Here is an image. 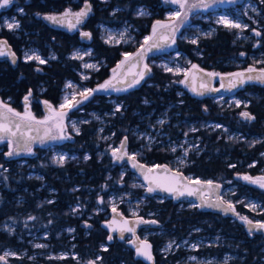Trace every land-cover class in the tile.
Instances as JSON below:
<instances>
[{"label": "trees", "instance_id": "trees-1", "mask_svg": "<svg viewBox=\"0 0 264 264\" xmlns=\"http://www.w3.org/2000/svg\"><path fill=\"white\" fill-rule=\"evenodd\" d=\"M109 4L110 8H105L103 11L102 23L111 27H121L128 23L140 25V22L133 17V4L119 3L121 9L115 14L111 12L113 3ZM8 14L14 13L10 11ZM27 15L29 18L18 16L21 28L18 32L11 33L1 27L2 13H0V38L9 40L17 50L19 46L41 48L37 47L39 37L37 27L34 25L37 21L29 6ZM262 15L264 16V6ZM233 40V35L227 30H219L216 35L204 38L198 44L191 45L182 41L179 51L185 53L192 62L198 63L203 70L231 73L233 69L231 60L238 57L241 52L249 51L247 47L233 46ZM53 47L61 50L55 44ZM120 50L118 48L109 50L105 58L100 57L107 67L93 76L94 80L90 85L94 84L95 80L107 79V70L114 67L120 59L118 54ZM65 55L59 53L61 60L44 67L42 75L34 70V63L27 65L20 63L17 67H13L10 62L0 61V95L6 100L12 98L17 100L31 89L41 86L45 88L44 97L47 100L59 103L65 82L79 80L76 73L80 70L79 62L65 58ZM21 74L26 76L20 80ZM19 89L21 93L13 97V92ZM249 92L258 93L259 96L253 100V105L249 108L255 119L250 122L243 121L241 126L233 128L230 125L234 124L230 112L224 113L210 100L192 95L185 86L177 85L176 78L171 74L163 70H154L151 85L140 82L138 86L128 90V93L117 96V102L122 103V108L115 116L106 117L107 123L103 132L106 135L113 134L112 140L115 144L125 142L128 147V144L133 142V129H142L144 127L143 122L140 121L142 116L152 112L162 114L169 109L171 119L164 124L163 129L173 140L184 136L186 124L196 121L207 122L211 116L218 122L231 126L238 132L241 131L245 139L240 142L228 141L226 135H222L220 131L208 132L202 129L196 131L192 136L199 139L201 154H191L189 156L191 164L183 172L186 175L192 174L197 179L221 184L222 189L226 187L227 182L233 181L238 190L233 197L235 201L247 196L260 201L264 209V189L238 179L239 175L255 176L264 171V141L250 145L254 137H264V89L252 87L247 90L248 94ZM107 100L103 94H97L83 107L85 113H73L71 116L87 117L89 112L98 110L101 113H109L112 105ZM206 109L208 113L205 114ZM98 129L99 124L95 121L83 124L74 142L59 146L77 157L67 164L54 166L51 149L38 147L35 151L26 152L9 162L7 168L0 169V226L6 221L17 226V236H10L9 233L0 230V253L7 248L26 249L25 244L17 243L18 236L27 238L28 233L48 232L46 252L72 250L79 258L78 261L68 258L61 263L51 261L48 264H89L94 259H98L96 261L98 264H146L135 258L126 242L116 237L109 241V233L103 228L104 221L109 219L107 216L110 208L107 200L113 190L119 189L145 196L146 202L139 215L160 222L158 229L141 230V236L144 231L159 229H164L170 237L178 241L190 237L220 236L222 242L213 247L210 253L219 257L229 253L235 258L228 262L213 264L264 262V235L249 234L247 225L239 219V216H247L253 222L257 221L256 218L264 222V212L256 214L244 205L237 204L235 211L239 216H231L223 212L202 209L197 205L188 207L185 201L176 203L172 199L157 195L150 197L145 194L146 188L133 191L129 185L122 187L121 183L135 173L129 168L127 176L120 182L123 165L128 167L129 165L127 163L119 165L114 162L108 152V143L98 138ZM86 156L88 159L85 161ZM170 159L171 155L168 151H159L157 148L148 151L146 157L149 166L167 164L171 167ZM3 160V152H0V163ZM25 160V164L19 163ZM32 172L38 173L42 179L29 178ZM50 190L55 192L53 194L55 200L40 206L39 202L48 197ZM19 195L25 200L23 206L16 205V197ZM99 200L103 202L99 203ZM97 203L103 212H95ZM74 205L81 208L80 212L75 214L72 212L71 207ZM120 209L124 215H129L126 206H121ZM86 221L91 224V228L85 226ZM68 228H73L72 236L67 235L65 230ZM147 239L153 248L156 264H185L181 258L184 256L182 251L166 256L160 254V247L166 242V236L149 235ZM104 244L107 245V251L102 249ZM10 261L12 264H30L26 259Z\"/></svg>", "mask_w": 264, "mask_h": 264}, {"label": "rangeland", "instance_id": "rangeland-1", "mask_svg": "<svg viewBox=\"0 0 264 264\" xmlns=\"http://www.w3.org/2000/svg\"><path fill=\"white\" fill-rule=\"evenodd\" d=\"M25 1L26 0L24 1L12 0L11 4H15L18 6L17 8H15V12L17 13V15L15 14L2 15L1 16L2 17V25H1L2 28H5L8 31L9 29L6 26L7 23L18 22L20 25L18 14L23 15L24 13L23 8L22 6H20V4H23ZM99 1L104 3V2H108L109 0H99ZM262 5L264 6V0H256L255 2L253 0H246L244 4L245 10L243 9L237 10L236 11L237 13L234 12L233 16L230 15L225 10V8L221 9L220 7L219 8L217 7L215 9L213 8L211 12H207V13L201 14L200 12H197L194 15H192L189 23L184 24V26L181 27V29L179 30L180 34H178L177 38L175 39V43L174 44L172 43L171 47L172 46L180 47V43L182 41L185 42L186 44L192 45L193 43L190 42L192 39H196L197 43L195 44H198L204 38H211L214 35H216V33L219 30H224V29L227 30L231 35H233V39H235L234 41L237 42V46L245 47V44L250 41V37H249L250 35L247 34L246 32L247 28H244L243 30L235 29V28H227V27H224L222 24L217 23V20L220 17H224L235 23H240L242 26L246 25L245 20L247 19L255 23L258 20V17L263 18L262 14L259 11ZM168 10L169 11L166 13L164 18L154 19V23L152 27L150 28V34L147 36H144L140 40L136 39V35L134 33L135 28L129 23L121 27H118V26L111 27L108 25H105V26L101 25L100 34H101L102 43L104 45L107 44L110 46L121 45L122 50H123V52L121 53L120 60L117 61V63L115 64V67H112L107 70V79L103 81L95 80L94 84L90 85V82L94 80L93 76L96 75V73H99L103 69L106 68L105 64L102 61H99V60L95 61L92 59V57L94 56H92L93 54L90 49H85V48L76 49L74 53L71 55L73 60H74V56H76L77 54L80 57H82V58H75L77 59L80 65V70L76 72L79 80L78 81L77 80L75 81L67 80L65 82L64 87L62 89L63 93L59 100L60 101L59 105L57 109H55L54 111V114H53L54 117L53 116L52 117L58 119L55 115V112L62 111L63 113H66L63 119V124L67 125L66 131L72 133L73 136L74 135L78 136V134H80V133L77 134L75 129H78L80 132L81 126L83 124H86L91 121L97 122L99 124V129L97 131L98 138L101 139L103 142L108 143V146H107L108 152L110 153L113 159L115 158L112 154L113 151L114 150L118 151L121 147V144H118V145L115 144V142H113L112 140L113 134L106 135L103 132V130H104V126L107 123L106 117L115 116L116 112H118L117 108H119V111L122 108V103L117 102L118 100L117 96L128 93V91L126 90L114 91V90H110L109 88H107V90H104L101 88V86L105 85L107 82L114 79L118 75V73L121 71V69L123 68V65L130 58H132L135 55V53L138 52L139 50L138 47L144 44V41L146 40V38L153 36V27L154 25H156L157 21H160L161 23H168V24H173L175 22L173 20H170L169 17L171 16L173 12L177 11L178 9L169 8ZM145 13L147 14V12ZM236 16H239L241 19L238 20V17ZM244 18L245 20H243ZM197 20H201V23H203L202 26H199L193 23ZM20 28L21 27L17 29L9 30V31L11 33H16L19 31ZM209 33H211V35H208ZM256 45H254V48L256 47ZM24 49L25 50L23 52V60L25 62L27 63L34 62L36 64L42 65L41 63H39L38 61L34 59L33 60L25 59L26 54L27 55H39L41 59H43V56L40 55L37 48L30 46V47H25ZM241 53L244 54L245 52H241ZM52 56L55 57V55H52ZM125 56H128L127 60H125ZM259 56L260 58L258 60L255 59L256 60L255 62L257 64H254V66L256 67L259 64L260 65L264 64V54H259ZM86 64L94 65V67L87 68L85 67ZM144 65H147V67L151 70L150 76L149 77L144 76V78L141 80L145 84L151 85V78L153 76L154 70H163L166 73L171 74V76L175 77L177 85L181 87L185 86L183 85L184 81L188 77L189 72L193 69L192 66L196 65L200 67L198 63L192 62L188 58V56L185 53L180 52L179 49L177 51L160 50V52H158L157 54L150 56V58L145 62ZM231 65L233 66V64ZM168 68H171L172 71H168L167 70ZM139 83H140V80H139ZM139 83H134L133 86L129 88H135L136 86H138ZM69 84H71L73 87H68ZM86 89H91L93 91L91 92V94L88 96L87 99H84L80 95V93L85 91ZM97 94H103L106 97V99H108L107 102L112 104L113 109H111L109 113H101L98 110V111L89 112V115H87V117L71 116L73 113H78V114L85 113L86 111H84L83 107L78 108L76 106L82 103H87L88 101L94 99ZM73 96H75L74 100L72 99ZM66 98H67V101H66ZM0 100H3L7 103V101L4 100L1 97V95H0ZM236 101L240 102V100H233V99L227 102L231 103L232 105L238 108L239 106H241V104L239 103V106H237ZM211 102L214 105H218V106H222V105H225V103H227L225 102L224 99H221L218 97H216L215 99H212ZM66 103L69 106L61 109V105L66 104ZM242 106H246V105H242ZM10 107L13 108L12 106ZM15 111H18V110H15ZM18 112L23 114L24 109ZM170 119H171V115L169 114V109L163 111L162 114L160 113L155 114L152 112L149 115L142 116L140 121L143 122L144 127H142V129L140 128L133 129V132H132L133 142L128 144V147L125 149L126 152L130 153L132 156L136 157V159L138 158L142 160L143 163L147 164L148 162L146 161V157H147L148 151H152V149L154 148H157V150L163 151V152L168 151L171 155V159H170L171 168L175 171L183 172V170L187 168L188 165L191 164L189 160V156L195 153L201 154V151L199 150V139L192 136L193 133H196V131L202 129L208 132L220 131L222 135L225 134L227 138L232 137L227 133V130L223 126L211 124L209 121L207 122L206 121H202V122L196 121V123L190 122L189 124H186V132L184 136L179 139L173 140L170 138L169 134L165 132L163 129L164 124L168 123ZM150 120L152 121L150 122ZM235 139H238V137ZM262 141H264V137H261V138L254 137L251 140L250 145H254ZM132 144L134 146H132ZM0 146L2 147V143H0ZM50 149L52 153L51 155L52 164L54 166L67 164L69 161L77 159L76 155L71 154L70 152H66L65 150L61 149V147L57 145L52 146ZM173 149H175V151H173ZM61 156L64 157L63 161H59L58 159ZM87 159L88 157L86 156L84 160L86 161ZM25 162L26 160L19 161L20 164H25ZM128 170H129V167L127 165H123V168L121 170L122 177H121L120 182H122L123 178L127 176L126 173ZM188 176L190 177V179H194V180L201 179V178L197 179L192 174H189ZM243 176H250V175L248 174H245L242 176L239 175L238 179L243 180L242 179ZM250 177L252 178L264 177V171L258 175H255V176L252 175ZM29 178L42 179L38 173L35 174L34 172L29 174ZM123 185H129L130 189L133 191L136 189H140V188H143V189L146 188V185H144L141 182L137 174H134V176L129 177L127 181H124L123 183H121L122 187ZM252 185H255L261 188L258 184H252ZM261 189H264V188H261ZM222 191L223 192L221 195V199L223 202L231 203L232 205H234V207L237 204L244 205V207H246L249 211L256 213V214H260L264 212L261 202L256 199L243 196V198L241 199L239 198L238 200L235 201L233 197L237 194L238 190L236 189V185L233 181L227 182L226 187ZM48 193H49L48 197L44 199L43 201L39 202L40 206L43 204L51 203L53 200H55L53 197V194L55 192L53 190H50ZM23 199H24L23 196L21 195L17 196L16 197L17 201L15 200L16 205L23 206V203L25 202V200ZM98 202L100 203L101 201L99 200ZM145 202H146V197L139 195L136 192L132 193L131 191H127V190L122 191L119 189L113 190V192L110 194V198L107 200V205L110 208V212L108 216H110V214L113 212V208L121 211L120 209L121 206H126V208H128L129 217L140 216L139 215L140 211L142 210V207L144 206ZM185 202L187 203L188 207L197 205V203L195 202H190V201H185ZM97 204L95 207L96 208L95 212H103L100 205L99 204L97 205ZM251 205L256 206L254 210L251 208ZM71 209L74 214L77 212H80L81 210V208H79L77 205L72 206ZM108 216L107 218H109ZM255 220H257V222H263L257 218ZM87 222L88 221H86V223ZM0 230L4 233H9L10 236H13V235L17 236V226L12 222L6 221V223L0 226ZM65 231L67 235L69 236H72L74 232L73 228H68ZM158 234L161 236L164 235L167 237L166 242L160 247V251H159L160 254L166 256L170 253L175 254V253H179L180 251H182L184 253V256L181 258L185 264H213L216 262L224 263V262H228L235 258L234 255L229 254V253H225L223 257L212 255L210 253L213 247L218 246V244L222 242L220 236L190 237V238L178 241L175 238L170 237L164 229H159L158 231L147 230L142 233V236L143 238L147 239L149 235H158ZM48 239H49L48 232L28 233L27 238H22L18 236L17 243H23L26 245L27 248L26 249L18 248V250L12 249V248L5 249L3 251V254L4 255L8 254L6 256V258L8 259L7 264H12L10 260H13V259H17V260L26 259L30 264H48V262H51V261L61 263L62 260L68 259V258H72L77 261L79 260L76 253L73 252L72 250H61L58 252H52V251L46 252L45 250H47L48 248V242H47ZM37 244L45 245V247L37 248L35 247V245ZM169 244H172L171 249H168ZM193 245H195V247H193ZM106 247L107 245L104 244L102 249ZM95 260L97 261L98 259H95ZM261 264H264V262H262Z\"/></svg>", "mask_w": 264, "mask_h": 264}, {"label": "flooded vegetation", "instance_id": "flooded-vegetation-1", "mask_svg": "<svg viewBox=\"0 0 264 264\" xmlns=\"http://www.w3.org/2000/svg\"><path fill=\"white\" fill-rule=\"evenodd\" d=\"M253 1L255 2L256 0H253ZM122 2H129L130 4H133V7H132V11L134 14L133 17L136 21L140 22V25L139 24L135 25L134 23L131 24L135 28L134 33L136 35L137 40H140L144 36H147L150 34V28L152 27V25L154 23V19L164 18L166 13L169 11L168 10L169 8L178 9V5L171 3L170 0H109L108 2H104V3L100 2L99 0H27L23 4H20V6H22V8H23L24 13H23V15L18 14V16H24V17L29 18V16L27 15L28 6L31 7V9L33 10L34 16H35L36 21H37V22H35L34 25H35V27H37L36 28L37 29V35L39 37L38 43H37L39 46H37V47H41V48H37V49H38L40 55H42L43 59H45V61H46L45 64H42V65L31 62V63H34V70H36L37 73L42 75L44 73V69H43L44 67L51 66L53 64V62H57V61L61 60V58L59 57V53H61V52L65 53L66 54L65 58L73 60L71 55L74 53V51L76 49H80V48L90 49L92 54H93L92 56H94V57H92V59L95 61L96 60L102 61L105 64V61L100 59V57L104 56L103 58H105L106 55L109 54V50L113 51V50H116L117 48L120 50L122 48V46L121 45L110 46L107 44L104 45L102 43L101 34H100V27H101V25H104V26L107 25V24H104L101 22V19L104 17L103 11L105 8H110L109 3H113V7H112L111 12H113L115 14V12L117 10L121 9V6L119 5V3H122ZM245 2H246V0H235L234 3H231V2H228V0H224V2H222V3H220V2L214 3L213 6L211 8H208L207 10H204V9L194 10L191 13V15L189 16L187 23H189L192 15H194L195 13L200 12L202 14V13L211 12L213 8L215 9L217 7L218 8L220 7L221 9L225 8V10L230 15L233 16V13L234 12L237 13L236 12L237 10H242V9L245 10V6H244ZM85 5H90L91 11L84 18L82 23L77 24L76 22H74L72 24L73 26L70 28L69 27L60 28V27H56V26H52V25L50 26L44 20V17L47 15L62 16L63 13L68 11V10H70L72 13L80 12V11L85 9ZM11 6L12 7L10 9H8L6 12H2V15H7L10 11H13V13L15 15H17V13L15 12V8H17L18 6L15 4H12ZM141 9H143L144 12H147V14L140 15L139 13H140ZM262 9H263V5L259 9L261 14H262ZM180 11L183 12L182 9H180ZM236 17H238V20L241 19L239 16H236ZM182 20H183V16H181L180 21H175L173 24L180 23ZM243 20H245V18ZM245 21H246L245 26H247V27H245V28H247L246 32H247V34L250 35L249 36L250 41L245 44V47H247V49H249V51H248L249 54L245 52L244 55H239L238 57L232 59L233 69H232L231 73L215 72V73H218L219 75L214 77L211 84L207 85L205 95L204 94L203 95H196L195 94L197 97L208 99L210 101L212 99H215L216 97L224 99L225 102H227L229 100L231 101L232 99L233 100H240L241 106H239L238 108L229 102L225 103V105L219 106V108H221L222 112H224V113L230 112L231 113V115H232L231 121H234V124L233 125L230 124V125L233 126V128L237 127V126L239 127V126H241L243 121H247L242 117L241 113L246 111V112H249L250 114H252L251 110L249 108H251V106L253 105V100L256 99L257 97H259L258 93L256 94V93L249 92V94H248L247 90L252 88V87L258 88L259 90L264 89V83H262L260 81H256V80L247 81L242 85L237 84V86L234 88L228 87L229 82H228L226 77H231L230 74L236 73V72H246V70L249 67H254L257 69V73H254L253 75H256V74H258L259 70H261L262 68L264 69V64H261V65L259 64L257 67L254 66V64H257L255 61L260 58L259 54H264V16H263V18L258 17V20L255 23H253L249 19H247ZM187 23H185V24H187ZM193 23L197 24L199 26H202V24H203V23H201V20H197ZM180 29H181V27L178 29V32L175 35V39L177 38L178 34H180V31H179ZM257 31L260 32L261 35H259V36L255 35V32H257ZM85 32L90 33L91 36L90 37L83 36V33H85ZM234 40L232 42V45L236 47L237 42ZM54 44L56 46H58L61 50H56V48L53 47ZM145 45H147V44L140 45V47H138V49H139L138 52ZM254 45H256L255 48H254ZM170 47L166 48V49H161V50L172 51L171 49L174 46H172L171 49H170ZM259 47H261V49H259ZM12 48H13V46H12ZM24 48H25L24 46H19L18 50L15 47L13 49H15L16 53L18 54V57L20 60L19 64L20 63L23 65L31 64V63H27L23 60V52L25 50ZM178 49H179V46L177 47V50ZM122 52H123V50H120V52L118 53L120 58H121ZM158 52H160V51H158ZM158 52H155V53L151 54L150 56H153V55L157 54ZM52 55H55V57ZM150 56L145 60V62L150 58ZM74 60L77 61V59H75V58H74ZM145 62H144V64H145ZM105 67H107V65H105ZM114 67H115V65H114ZM38 68L40 70H37ZM145 69L146 68L144 65L141 72H144ZM195 69L200 70L202 72H204V71L208 72V73L210 72V71H207L205 69L203 70L202 68H200L198 66ZM114 71H116V70H114ZM192 71H193V69L189 72V75L186 78V80L189 78ZM212 72H214V71H212ZM150 73H151V70H150ZM25 76H26L25 74H21L20 80L25 78ZM149 76H150V74H149ZM221 77H225V78L223 80H221ZM139 80H140V82H142L141 81L142 79H139ZM185 81H184L183 85H185V87L190 91V89L186 86ZM222 84H223V87H221ZM109 89L116 91V89H112V88H109ZM119 89L128 91L131 88L126 87V88H119ZM210 89H213V90H210ZM20 91H21V89L13 92L14 93L13 97H16L15 95L20 94L21 93ZM30 91H31V96H29V98H28L27 108L31 112V114L34 115L36 117V119H38V120H44L46 117H49V116L52 117L54 112L50 111L49 106H51V109L55 110V109H57L59 103L49 101L44 97V93H45L44 87L42 88L41 86H37L35 89H31ZM28 93H29V91H28ZM28 93H26L25 95H23L22 98H19L17 100H15L14 98L9 99V100L8 99L7 100L4 99V100H6L7 104L12 106L15 110L22 111L24 109V111H25L26 104H25L24 97L28 96ZM190 93L192 95H194L191 91H190ZM45 101H47V104L44 103ZM85 104L86 103H82L76 107H78V108L84 107ZM242 105H246V106H242ZM206 113H208L207 109L205 110V114ZM53 117H52V119L49 120L47 125L52 127L54 135H60L61 134L60 130L56 127L58 119L53 118ZM207 121H209L211 124L223 126L227 130V133L230 136H232L231 138H227V136H226V139L228 141L231 140V141L240 142V140L245 139V137H243L241 135L242 134L241 131L238 132V131L232 129L231 126H227L226 124H224L222 122H218L217 120L211 118V116L209 117V120H207ZM250 121H248V122H250ZM66 128H67V125L63 124V133L62 134L67 136L68 137L67 139H59V141L54 145H48L47 140L42 141L38 144H35L32 147V151H35V149L38 147L51 148L52 146H56V145L57 146L66 145L67 142H74L76 136L75 135L73 136L72 133L66 131ZM237 137H238V139H235ZM123 143L125 144V142H123ZM14 146H15L14 142H12V144L10 145L8 140H5L2 143V147L0 146V148H1L0 152H3V158H4L3 162L0 163V169L7 168L8 167L7 164L9 162L14 161V159H16V158H19V157H15V156L10 157L9 159L6 158L7 153L10 150H13L15 148ZM126 148H127V145L125 144V149ZM140 233H141V231H140ZM114 237H116V236H113V238ZM124 242H126L128 245V239H126V241H124ZM132 251H133V254L136 258V253L134 252L133 249H132ZM1 253H3V252H1Z\"/></svg>", "mask_w": 264, "mask_h": 264}, {"label": "water", "instance_id": "water-1", "mask_svg": "<svg viewBox=\"0 0 264 264\" xmlns=\"http://www.w3.org/2000/svg\"><path fill=\"white\" fill-rule=\"evenodd\" d=\"M10 4L8 7L0 9V13L6 12L8 9H10L12 6ZM59 17V16H58ZM46 23H48L50 26H56V27H69V24L71 25L75 22V17L74 16H69L65 18V21L63 23H57L53 24L52 22L44 19ZM84 18H82L83 22ZM81 22V23H82ZM178 32V31H177ZM176 32V34H177ZM175 34V35H176ZM162 36H168L171 37V33L169 30L161 28L157 33L152 37V40L148 42L147 45L143 47V59L140 57H137L136 55L129 59L124 65L121 71L118 73L116 78L111 80V84L109 85L108 88L112 89H119V88H126L129 87L130 84H133L134 81H136L139 78V73L143 69V64L145 60L153 53L160 51L161 49H166L171 46V40H165L162 39ZM0 41H6L8 49H10L11 53L15 54L16 62H12V57L11 55H5V56H0V61H7L11 62V64L16 67L19 64V57L18 54L16 53L15 49L12 48V45L7 39L0 38ZM153 45H158L153 47ZM151 47V50L149 51L148 49ZM172 51H177V47L174 46L171 49ZM141 51V50H140ZM139 51V52H140ZM39 69V68H38ZM147 69L144 70V76H149L150 71ZM40 70V69H39ZM208 72H202L197 69H193L191 72V75L189 78L185 81L186 86L190 89V91L195 95H200L198 93H203L204 95L206 94V89L207 87L201 88L200 85L203 83L205 85L211 84L212 80L214 77H209L206 75ZM228 82L233 79L232 77H226ZM252 115V114H251ZM253 116V115H252ZM10 119L11 116H10ZM247 120V119H245ZM250 121V120H247ZM50 129L49 133L47 136L44 135L45 130ZM23 134V135H22ZM52 136H55L53 134V129L49 125H38V124H33L31 128L25 127L23 124L21 125L20 131L17 132L16 137H10L12 142L15 144L14 149H18L20 154L16 155L14 154L11 157H21L26 153V151L23 149L24 144H31V148L35 145L41 142V138H43V141L47 140L48 145H54L56 144L59 139L53 140L51 139ZM30 138H35L30 139ZM19 141V143H17ZM126 153V154H125ZM117 156H121V159H116L114 158V162L122 165L124 162L129 165L130 170L132 173H135L139 176L141 182L146 185V192L150 197L153 196H161L163 198H169L172 199L174 202H182V201H190V202H195L197 203V206L202 209H207V210H212L215 212L219 213H225L223 208L226 206V202H223L221 199L222 195V185L217 184L213 181H211V186H209L208 182L209 181H204L202 179H199L201 182L200 184L193 183L195 181L194 179H190L188 175H186L182 171H175L173 170L169 165H155V166H149L146 163L140 162L138 159H130L132 155L128 152H126L125 147L124 149H120L116 151ZM6 158L9 159L10 156L6 155ZM135 165V166H134ZM140 166H143L141 168ZM151 169L152 171L149 172L148 170ZM167 169V170H165ZM145 174L149 177L148 180L145 179ZM151 181V186L154 187L156 190L154 192H148L147 188L150 184ZM219 185V187H217ZM160 186L164 187H169L172 189V191H163L161 190ZM188 190H192L193 194L188 195ZM181 192H184V195H180ZM220 205L219 207L213 206L209 207L208 205ZM227 215H235L230 209L227 212ZM237 216V215H235ZM116 220V224H113L112 221ZM128 221V224L126 227H133L135 229V235L128 231H123V236L124 239H120V228L125 227L123 224V221ZM156 221V223H142L141 221ZM257 223V221L253 222ZM259 223H264V222H259ZM85 226L88 228H91L90 223H85ZM160 227V222L154 218H148V217H143V216H135V217H129L124 215L120 210H117L112 212L110 214L109 219L104 221L103 223V228L106 229L109 233V235L116 236L117 239L120 241L124 242L126 239H128V246L134 250L136 253V245L133 244V241L136 240V244H139L140 241H145L147 244L151 245L150 241L148 239L143 238V236L140 235V231L143 229H158ZM112 228H117L118 230L116 232L112 231ZM247 230H248V225H247ZM252 233H259L264 235V230H254ZM139 238L137 240L136 238ZM150 254L152 256V260H147L143 256H138L136 254V259H140L146 264H156V259L155 255L153 252V248L151 246L150 248ZM0 256H5L3 253H0ZM95 264H98L96 260L94 259ZM8 259L6 258L5 260H0V264H7Z\"/></svg>", "mask_w": 264, "mask_h": 264}, {"label": "snow or ice", "instance_id": "snow-or-ice-1", "mask_svg": "<svg viewBox=\"0 0 264 264\" xmlns=\"http://www.w3.org/2000/svg\"><path fill=\"white\" fill-rule=\"evenodd\" d=\"M171 3L178 5V10L173 12L171 14V16L169 17L170 20L173 21H180L181 16H183V20L180 23H176V24H168V23H161L160 21L156 22V25H154L153 27V35L156 34V32L158 31V29L160 28H164L169 30V32L171 33V37L168 36H162V39L171 40V43H175V34L178 31V29L180 27H183L185 23H187L189 16L191 15V13L194 10H199V9H204L207 10L208 8H211L213 6L214 3L217 2H224V0H170ZM228 2L234 3L235 0H228ZM12 3V0H0V9L6 8L8 7L10 4ZM180 9L183 10V12L180 11ZM22 11V10H21ZM91 11V7L90 5H85V9L80 11V12H76V13H72L70 10L66 11L63 13L62 16H55V15H47L44 17V19L52 22L53 24H57V23H63L65 21V18L69 17V16H74L75 17V22L77 24L82 22V18H85L88 13ZM140 15H145L146 13L144 12L143 9L140 10ZM39 15V14H38ZM217 23L222 24L224 27L227 28H235V29H240L243 30L245 27L247 26H242L240 23H235L229 19H226L224 17H220L217 20ZM7 28L9 30H13V29H17L20 27L18 22H13V23H7ZM70 27H72L73 25H71V23L69 24ZM208 35H211V33H209ZM255 35L259 36L261 35L260 32H255ZM83 36L85 37H90L91 34L88 32L83 33ZM123 38V37H122ZM152 40V37H148L146 38V40L144 41V44H148V42ZM191 43L195 44L197 43L196 39H192L190 41ZM158 46V45H153V47ZM149 51L151 50V47L148 49ZM143 48L141 49L140 52H137L135 55L137 57H140L141 59H143ZM5 55H11L12 57V62L15 63L16 62V58H15V54L10 52V49H8L7 46V42L6 41H0V56H5ZM241 55H244L243 53H241ZM74 58H82L80 57L78 54L76 56H74ZM26 60H36L39 63L43 64L46 61L41 59V57L39 55H27L25 56ZM128 59V56H125V60ZM85 67L87 68H92L94 67V65L91 64H86ZM193 69H195L197 66L193 65L192 66ZM145 68L147 69V65H145ZM39 70V69H37ZM168 71H172L171 68L167 69ZM148 71H150V69H148ZM254 73H257V69L254 67H249L246 72H236V73H232L230 74L231 77H233V79H231L229 81V88H234L237 86V84H244L247 81H260L262 83H264V69L259 70L258 74L253 75ZM187 74V73H186ZM207 76L209 77H216L219 74L215 73V72H209L206 73ZM144 78V72L139 73V79H143ZM225 77H221V80H223ZM139 79H137L136 81H134V83H139ZM111 84V81L107 82L105 85H102L101 88L104 90H107V88L109 87V85ZM133 85L130 84L129 87H132ZM68 87H73L71 84L68 85ZM201 88H205L207 87V85L205 84H201L200 85ZM221 87H223V84L221 85ZM213 90V89H210ZM93 90L91 89H86L85 91L81 92L80 95L84 98L87 99L88 96L91 94ZM116 91H121V89H116ZM200 95H203V93H198ZM29 96H31V91H29L28 96L24 97L25 100V104H26V108L23 114H21L18 111H15L13 108H11L5 101L0 100V143H3L5 140H8L9 144H12V140L10 139V137H16L17 132L20 131L21 125L23 124L25 127L31 128L33 124H38V125H47L49 120L52 119L51 116L46 117L44 120H38L36 119V117L34 115L31 114V112L28 110L27 108V102H28V98ZM72 99H75V96L72 97ZM67 101V98H66ZM82 102V101H80ZM78 102V103H80ZM45 104H47V101L44 102ZM237 106H239V101H236ZM69 106L67 103L66 104H62L61 105V109H63L64 107ZM50 111L54 112L55 110L51 109V106H49ZM117 111H119V108H117ZM56 117L58 118V122L56 124V127L60 130V135H55L52 136L51 139L56 140V139H67L68 137L63 135V119L64 116L66 115V113L61 112H55ZM242 117L244 119L247 120H254L255 117L252 116L249 112H243L241 113ZM10 116L12 119H10ZM74 127V125H73ZM77 134L79 133L78 129H75ZM50 129H46L44 135L47 136L49 133ZM23 135V134H22ZM30 139H35V138H30ZM126 140V138H125ZM43 141V138H41V142ZM19 143V141L17 142ZM125 144L122 142L121 143V149H124ZM23 149L28 152L31 153L32 152V148H31V144H24L23 145ZM173 151H175V149H173ZM14 154L19 155L20 152L18 149H13L10 150L7 155L8 156H13ZM113 156L116 157V159H121V156H117L116 151H113ZM126 154V153H125ZM130 159H135L134 156L129 157ZM59 161H63L64 157L61 156L58 158ZM135 166V165H134ZM141 168H143V166H140ZM234 167V165H233ZM167 170V169H165ZM149 172H151L152 170L149 169ZM145 179L148 180L149 177L145 174ZM243 180L248 181L250 183L253 184H258L261 188H264V177H258V178H252L250 176H243L242 177ZM193 183L196 184H200L201 182L199 180H195L193 181ZM211 181L208 182L209 186H211ZM161 190L163 191H172L171 188L169 187H164V186H160ZM217 187H219V185H217ZM156 189L154 187L151 186V181L150 184L147 188L148 192H154ZM193 192L192 190H188V195H192ZM180 195H184V192H181ZM103 202V201H101ZM209 207H219L220 205H208ZM255 205H251V208L254 210L255 209ZM231 210L235 215H238V213H236L235 211V207L234 205H232L231 203H226V206L223 208V210L225 211V214H227L228 210ZM113 211L115 212L116 209L113 208ZM31 219H35V217H31ZM239 219L245 223L246 225H248V232L249 234H252V232L254 230H264V223H253L252 220H250L247 216H239ZM142 223H156V221H141ZM113 224H116V220L114 219L112 221ZM123 224L125 227L120 228V239H124L123 236V231H128L130 233H132L133 235H135V229L133 227H126L128 224V221H123ZM118 229L117 228H112L113 232H116ZM113 239V237L111 235L108 236V240L111 241ZM137 240H139V238H136ZM133 244L136 245V254L138 256H143L145 257L147 260H152V256L150 254V248L151 245L147 244L146 240L145 241H140L139 244H136V240L133 241ZM35 247L37 248H42L45 247V245H41V244H37L35 245ZM172 244L168 245V249H171ZM193 247H195V245H193ZM104 251H107V248L103 249ZM8 254H5V256H0V260H5L6 256ZM195 259V258H193ZM89 264H95V262L90 261Z\"/></svg>", "mask_w": 264, "mask_h": 264}]
</instances>
